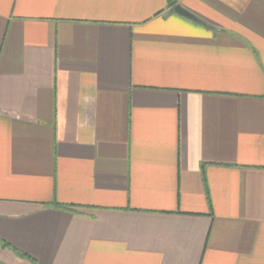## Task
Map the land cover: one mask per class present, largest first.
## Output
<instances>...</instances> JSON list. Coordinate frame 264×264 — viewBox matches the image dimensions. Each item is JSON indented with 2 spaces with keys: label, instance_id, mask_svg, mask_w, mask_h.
Returning <instances> with one entry per match:
<instances>
[{
  "label": "crops",
  "instance_id": "crops-1",
  "mask_svg": "<svg viewBox=\"0 0 264 264\" xmlns=\"http://www.w3.org/2000/svg\"><path fill=\"white\" fill-rule=\"evenodd\" d=\"M173 1L0 0V264H264V0Z\"/></svg>",
  "mask_w": 264,
  "mask_h": 264
},
{
  "label": "water",
  "instance_id": "water-1",
  "mask_svg": "<svg viewBox=\"0 0 264 264\" xmlns=\"http://www.w3.org/2000/svg\"><path fill=\"white\" fill-rule=\"evenodd\" d=\"M173 10L175 13H177L181 16H184V17L191 19L193 21L201 22L200 19H198L195 15H193L192 13H190L189 11H187L186 9L182 8L179 5H175L173 7Z\"/></svg>",
  "mask_w": 264,
  "mask_h": 264
},
{
  "label": "trees",
  "instance_id": "trees-1",
  "mask_svg": "<svg viewBox=\"0 0 264 264\" xmlns=\"http://www.w3.org/2000/svg\"><path fill=\"white\" fill-rule=\"evenodd\" d=\"M174 1L173 0H169V5L173 6ZM54 206L58 207V208H62V209H69V207L67 205H63V204H59V203H54ZM0 244L2 246L7 245V243H5L4 241H0Z\"/></svg>",
  "mask_w": 264,
  "mask_h": 264
}]
</instances>
